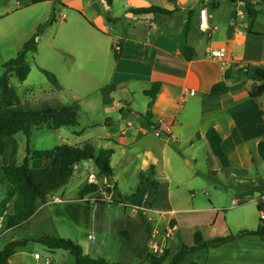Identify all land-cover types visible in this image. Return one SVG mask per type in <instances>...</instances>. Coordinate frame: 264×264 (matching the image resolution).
I'll return each mask as SVG.
<instances>
[{
	"label": "rangeland",
	"instance_id": "obj_1",
	"mask_svg": "<svg viewBox=\"0 0 264 264\" xmlns=\"http://www.w3.org/2000/svg\"><path fill=\"white\" fill-rule=\"evenodd\" d=\"M193 1L191 5L200 4V0ZM216 1L221 7L220 14L230 8L229 0ZM260 1H251L258 3L252 29L264 32V5ZM30 4L31 0H0V75L4 72L2 65L38 34L36 52L26 56L29 74L23 81L10 75L9 85L24 108L69 105L77 109L78 118L74 125L56 129L43 126L32 130L29 148L47 150L63 144L81 146L90 142L95 151L101 148L113 150L110 161L113 174L106 178L99 174L92 159L82 161L76 166L73 177L48 198L41 213L25 226L6 229L5 214L0 210V249L12 239L50 234L73 240L84 254L93 258L146 264L148 254L161 255L168 249L172 256L181 244H191L197 230L204 238H210L257 226L259 192L254 187H258L260 181L252 180L258 177L264 180L263 159H255L256 162L248 167L240 166L232 158L230 166L222 168L205 136L199 138L197 132L187 127L175 129L161 161L149 160L143 151L118 144L122 124H125L118 106L121 104L127 110L126 102L121 99L132 96L131 108L141 112L146 109L148 100L141 92L140 80L130 81L128 89L121 90L120 73L114 69L116 59L112 44L118 41L121 27L120 19L110 21V18L123 17L120 0H113L111 16L105 12L106 35L98 33L75 10L67 9L62 0ZM53 10L56 22L39 33V25L49 19ZM43 70L56 77L60 89L51 83ZM110 84H115L116 88L111 89ZM174 103L175 106L182 104L179 99ZM131 119L134 124L141 120L139 114H134ZM5 143L6 154L0 153V168L9 160L20 164L26 155L25 135L17 133L5 137ZM152 169L151 179L168 181V186L158 195L157 204L151 188L141 187L138 191L140 175L148 176ZM90 173L95 175L94 182L99 190L96 195L86 196L89 201L86 203L85 197L81 199L77 193L90 183ZM6 195L7 190L0 183V203ZM95 196L101 197L98 200L101 204L95 202ZM53 197L62 201L52 202ZM240 199L245 201L239 202ZM14 200H9L8 213L12 212ZM155 207L161 213L153 212ZM170 210L175 211V215L169 219ZM217 211L216 223L209 226ZM172 220L176 222L173 225ZM175 224L179 225L178 229L165 237V228ZM147 231L156 233L153 235L156 237L149 239ZM154 241L159 246L156 252L151 249ZM28 246L41 256L39 264H46L47 258L52 264H74L69 251H50L33 241L28 242ZM202 257V253L192 254L187 261L199 263ZM169 260L170 256L166 263Z\"/></svg>",
	"mask_w": 264,
	"mask_h": 264
},
{
	"label": "crops",
	"instance_id": "obj_2",
	"mask_svg": "<svg viewBox=\"0 0 264 264\" xmlns=\"http://www.w3.org/2000/svg\"><path fill=\"white\" fill-rule=\"evenodd\" d=\"M48 1L50 0L45 2ZM229 1L230 8H226L225 12L220 14L221 7L216 0L203 3L200 0V4L197 3L199 5L196 6L191 5L194 3L193 0H120L123 17L110 18L120 19L121 31L118 41H121L122 51L120 58L115 60L114 67L115 71L120 73V89L124 91L128 89V84L132 80L142 81V93L152 82H161L162 87L151 107L153 113L151 121L155 128L147 127L141 115L139 123L134 124L131 121L134 114L145 112L148 97L146 109L142 112L131 108L132 96L121 99V102H126L127 110H124L121 104L118 106L125 120L118 138L119 145L137 148L144 152L145 158L161 161L164 148L173 138L175 129L190 128L201 138L205 136L207 129L214 127L222 138V147L229 161L234 158L240 166L250 167L256 162L255 159H263L257 146L261 140L264 141V94L259 97L256 106L249 95L251 81L240 80L231 82L230 89L225 94L210 93L211 86L223 79L224 71L229 67L233 68V75L236 68L246 61L251 67H264V35L260 34L263 32L252 29L254 19L248 16L242 0ZM62 2L67 5L65 6L67 9L75 10L82 16L98 33L106 35L108 29L104 24L105 12L111 16L109 11L113 1L111 6H106L104 0ZM151 5L172 12L167 15H137L130 11L132 8ZM204 6L210 15V29L206 31L199 29L200 10ZM191 10L197 11L191 17L186 32ZM186 44L195 50V56L191 60H186L182 56ZM208 45L216 50H222L225 57L209 58L205 54ZM110 88L115 89V84H110ZM177 99L182 104L177 103L175 106L174 102ZM261 178L253 179L252 182L260 181L254 190L259 192L257 210L260 206L264 212V180ZM158 182V191L154 199L156 204L159 193L168 186V181ZM244 201L240 199L239 202ZM46 204L48 203L37 209L28 223L41 213V208ZM153 210L160 212L156 207ZM168 212L171 215L169 219L173 218L175 211ZM258 213L260 215L259 211ZM218 215L219 211L215 220L208 223L209 226L216 223ZM259 219L257 226L260 223ZM261 224H264V219ZM178 227L176 224L171 227V233ZM168 228H165V237H168L166 234ZM148 231L149 239H154L155 234ZM155 241L152 243L153 250L155 247L159 249ZM200 253L203 255L201 262L187 261L189 255ZM35 254L39 253L31 251L27 244L18 248L5 264H39L41 256L36 259ZM179 264H264V243L260 237L248 235L215 248L189 253Z\"/></svg>",
	"mask_w": 264,
	"mask_h": 264
},
{
	"label": "trees",
	"instance_id": "obj_3",
	"mask_svg": "<svg viewBox=\"0 0 264 264\" xmlns=\"http://www.w3.org/2000/svg\"><path fill=\"white\" fill-rule=\"evenodd\" d=\"M45 1L31 0V4L43 3ZM112 1L104 0L106 6H111ZM243 3L248 16L254 18L258 13L255 9L258 3H252L250 0H243ZM259 3L264 5V0H261ZM130 11L137 15H167L172 12L156 5L132 8ZM196 11H189L186 32L189 28L190 19ZM55 22L56 13L53 10L49 19L39 25L38 32L41 33ZM260 34L264 35V32ZM37 36L38 34H35L30 40L25 42L14 58L2 65L4 72L0 75V153L4 154L6 152L7 145L5 143V137H12L17 133H23L26 137V155L22 162L16 164L13 160H9L0 168V183L7 190L5 199L0 203V210L5 214L4 224L6 229L25 226L37 209L46 203L54 192L64 187L68 180L73 177L76 166L82 161L92 159L99 174L106 178L111 177L113 174L110 166L113 150L101 148L95 151L90 142H85L81 146L63 144L47 150H30L29 145L32 130H38L43 126H46L48 129H56L62 126L74 125L78 118L77 109L69 105L55 104L46 105L41 109H33L24 108L18 103L16 91L9 85V76L13 74L20 81L26 79L30 71L26 56L28 53L36 52ZM112 50L115 59L118 60L122 51L121 41L113 43ZM182 56L186 60L193 59L195 56L194 48L186 44L182 50ZM244 63L239 68H236L235 75H233V68H227L224 71L223 79L211 86L210 93L212 95L225 94L229 91L231 82L237 80L242 82L251 81L249 95L254 104L258 106L257 101L264 94V67H251L248 61ZM43 72L51 83L57 89H60L61 86L56 77L46 70H43ZM161 87V82H152L150 87L143 92L149 98V102L145 112L137 114L144 118L145 124L149 128H155V124L151 121L153 115L151 107ZM259 112L261 113L260 110ZM205 138L208 140L213 154L220 161L222 168H228L230 161L222 147V138L219 132L214 127H210L205 132ZM257 148L260 156L264 159L263 140L258 143ZM153 174L154 171L152 169L149 174L150 176L140 175L141 180L138 191L141 187L151 188L154 191V200L155 194L158 191L159 182L151 179ZM114 186L117 189L115 183ZM98 190V184L90 182L82 187L77 194L82 199L85 196L96 195ZM133 196L135 197L136 194L133 193ZM14 198L12 212L8 213L7 205L9 200ZM95 198V202L101 204L98 201L101 197L95 196ZM85 202L87 203L89 201L85 200ZM261 210V207L258 206V211L261 212ZM259 222V225L255 229L243 228L236 233L217 235L212 238H204L202 233L197 230L194 234L192 244H181L179 250L172 256L168 249H165L161 255L148 254V262L146 264H163L169 256L171 257L168 264H179L189 253L215 248L248 235L258 236L264 243V224H261L263 219L260 218ZM174 223L175 220H172L171 225ZM30 241L41 243L50 251H69L73 256L74 264H125L122 262H110L101 257H90L84 254L82 248L73 240L59 238L50 234H45L38 238H22L9 241L0 249V264H5L18 248L26 246Z\"/></svg>",
	"mask_w": 264,
	"mask_h": 264
},
{
	"label": "built area",
	"instance_id": "obj_4",
	"mask_svg": "<svg viewBox=\"0 0 264 264\" xmlns=\"http://www.w3.org/2000/svg\"><path fill=\"white\" fill-rule=\"evenodd\" d=\"M204 2H206L207 0H203ZM209 18L210 15L207 12L206 7L202 8V10L200 11V22H199V29L206 31L210 29V23H209ZM118 48V47H116ZM205 54L209 57V58H224L225 57V53L222 50H216L214 48H212L210 45L206 46L205 48ZM191 94H193V92H191ZM157 134H159V132H156ZM88 180L90 182H94L95 181V175L93 173H90L88 175ZM85 200H87L86 196H85ZM62 200L60 198L57 197H53L52 202H61ZM154 212V210H152ZM159 213V211H157ZM161 213V212H160ZM260 216L261 219H264V212L263 210H261L260 212ZM171 233V227L167 230L166 234L169 236ZM156 235V233H154ZM92 237V236H90ZM158 247H155L154 250L157 251ZM34 257L36 259H39L40 256L39 254H35ZM45 263L46 264H50V260L49 259H45Z\"/></svg>",
	"mask_w": 264,
	"mask_h": 264
}]
</instances>
